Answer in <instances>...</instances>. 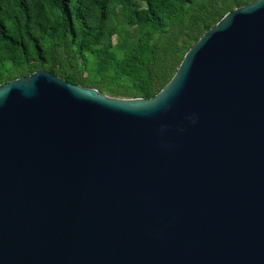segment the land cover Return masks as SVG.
<instances>
[{
    "label": "water",
    "instance_id": "1",
    "mask_svg": "<svg viewBox=\"0 0 264 264\" xmlns=\"http://www.w3.org/2000/svg\"><path fill=\"white\" fill-rule=\"evenodd\" d=\"M0 264H264V0L150 99L0 84Z\"/></svg>",
    "mask_w": 264,
    "mask_h": 264
},
{
    "label": "trees",
    "instance_id": "2",
    "mask_svg": "<svg viewBox=\"0 0 264 264\" xmlns=\"http://www.w3.org/2000/svg\"><path fill=\"white\" fill-rule=\"evenodd\" d=\"M253 1L0 0V84L45 70L150 99L208 30Z\"/></svg>",
    "mask_w": 264,
    "mask_h": 264
}]
</instances>
